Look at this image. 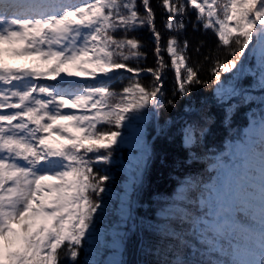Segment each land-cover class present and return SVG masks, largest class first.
Listing matches in <instances>:
<instances>
[{
    "label": "snow or ice",
    "instance_id": "obj_1",
    "mask_svg": "<svg viewBox=\"0 0 264 264\" xmlns=\"http://www.w3.org/2000/svg\"><path fill=\"white\" fill-rule=\"evenodd\" d=\"M160 7L168 30L184 28L181 18L191 12L197 25L214 31L217 53L205 58L210 79L189 63L187 40L181 46L171 36L162 49L150 0L139 6L138 0H0V264H63L61 255L77 261L112 179L106 166L115 146L146 110L165 103V68L176 82L169 106L176 95L188 97L210 83L218 102L238 96L246 102L250 93L238 83L245 72L241 57L255 38L264 92V0H161ZM143 26L153 34L155 67L130 63L145 54L127 33ZM120 70L131 78L117 92L111 84ZM142 73L151 75L150 85L141 83ZM206 131L186 123L184 146ZM137 140L133 183L149 158L139 131ZM199 203L207 211L191 219L193 229L209 252L229 257L209 264H264V150L258 181L225 182ZM168 212L182 221L191 215L179 206Z\"/></svg>",
    "mask_w": 264,
    "mask_h": 264
},
{
    "label": "trees",
    "instance_id": "obj_2",
    "mask_svg": "<svg viewBox=\"0 0 264 264\" xmlns=\"http://www.w3.org/2000/svg\"><path fill=\"white\" fill-rule=\"evenodd\" d=\"M150 3L155 12V27L161 33L162 49L171 36L181 46L187 40L189 48L185 55L189 63L199 66L202 78L210 79L211 65L205 58L217 53L218 37L214 31L197 25L196 15L191 12L181 18L184 28L168 30L164 26L166 13L160 7L161 0ZM139 10L143 15V8ZM118 37L124 38L125 34L119 33ZM126 38L138 39L140 51L145 54L131 61L133 66H156L155 41L149 26L128 32ZM254 47L255 38L241 57L245 72L238 83L250 93L246 102L242 96L218 102L215 85L210 83L209 87L195 86L188 97L176 95L174 106H169L167 100L173 98L176 82L172 68L164 69L165 103L159 110H146L140 120L133 122L147 137L150 159L143 181L132 182L137 162L130 160L129 152L134 148L123 142L115 146L114 159L106 166L112 179L106 182L108 191L102 194L103 203L90 235L102 236L97 244L102 254L115 251L116 258L110 264H176L178 260L183 264H209L229 258L220 252H209V246L193 229L191 219L207 211V207L201 208L198 195L213 192L224 179L235 176L237 184L251 182L253 177L259 179L264 138L252 132L250 126L264 125L261 103L264 92L258 87V51ZM162 54L169 61L167 54ZM120 71L121 75L111 84L117 92L131 78V74ZM224 76L230 79L228 74ZM139 79L147 85L152 81L147 73H142ZM188 122L207 128L203 138L190 148L184 146L181 132ZM182 186L185 188L180 189ZM173 206L187 208L191 213L189 220L182 221L178 215L169 214ZM90 244L85 239L76 262L64 255L60 260L63 264H103L100 258L91 260ZM221 244L227 247V241L222 240Z\"/></svg>",
    "mask_w": 264,
    "mask_h": 264
},
{
    "label": "rangeland",
    "instance_id": "obj_3",
    "mask_svg": "<svg viewBox=\"0 0 264 264\" xmlns=\"http://www.w3.org/2000/svg\"><path fill=\"white\" fill-rule=\"evenodd\" d=\"M12 63H18V64H23L25 63V61L23 59H15L11 61ZM251 131L256 133V134H264V126H261L259 124L253 125L250 127ZM137 131L142 133V143L147 145V137L146 135L141 131V129L139 127H137L135 124H132L131 128L129 130H125L124 134L122 135V142L131 146L132 148H134V150H131L129 152V157L130 160L132 162H137L138 160H140L141 158V153H140V142H138L137 140ZM225 182H232L230 180H224L223 183H221L220 187L216 188H222L223 185L225 184ZM233 183V182H232ZM234 185V183H233ZM235 186V185H234ZM185 187L182 186L180 187V189H184ZM214 192V191H213ZM209 193L206 195H198V200L200 202L201 199L208 197ZM206 212V211H205ZM204 213V212H203ZM202 213V215H203ZM116 230L114 229V232ZM102 238V236H91L89 235L88 237H86V240L88 242H91L90 247L92 248V255L91 260H97V259H102L103 264H110L112 260H114L113 258H116V253L114 250L110 251L107 254H102V250L97 247V244L99 243L100 239ZM112 242H116V239H112ZM116 260V259H115Z\"/></svg>",
    "mask_w": 264,
    "mask_h": 264
},
{
    "label": "water",
    "instance_id": "obj_4",
    "mask_svg": "<svg viewBox=\"0 0 264 264\" xmlns=\"http://www.w3.org/2000/svg\"><path fill=\"white\" fill-rule=\"evenodd\" d=\"M150 157L147 159L146 164L144 165V168L142 170V174L140 175V179L143 180L147 166H148V161H149Z\"/></svg>",
    "mask_w": 264,
    "mask_h": 264
},
{
    "label": "bare ground",
    "instance_id": "obj_5",
    "mask_svg": "<svg viewBox=\"0 0 264 264\" xmlns=\"http://www.w3.org/2000/svg\"><path fill=\"white\" fill-rule=\"evenodd\" d=\"M147 161V160H146ZM146 161L144 162V165L146 164ZM143 170V169H142ZM140 174H142V171H140Z\"/></svg>",
    "mask_w": 264,
    "mask_h": 264
}]
</instances>
